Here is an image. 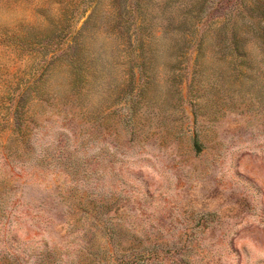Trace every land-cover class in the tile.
Returning a JSON list of instances; mask_svg holds the SVG:
<instances>
[{"label":"rangeland","instance_id":"obj_1","mask_svg":"<svg viewBox=\"0 0 264 264\" xmlns=\"http://www.w3.org/2000/svg\"><path fill=\"white\" fill-rule=\"evenodd\" d=\"M0 264H264V0H0Z\"/></svg>","mask_w":264,"mask_h":264}]
</instances>
